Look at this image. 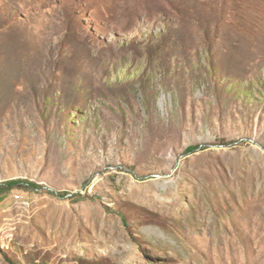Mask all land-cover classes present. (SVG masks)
Returning <instances> with one entry per match:
<instances>
[{"label":"rangeland","instance_id":"obj_1","mask_svg":"<svg viewBox=\"0 0 264 264\" xmlns=\"http://www.w3.org/2000/svg\"><path fill=\"white\" fill-rule=\"evenodd\" d=\"M0 264H264V0H0Z\"/></svg>","mask_w":264,"mask_h":264},{"label":"trees","instance_id":"obj_2","mask_svg":"<svg viewBox=\"0 0 264 264\" xmlns=\"http://www.w3.org/2000/svg\"><path fill=\"white\" fill-rule=\"evenodd\" d=\"M13 183H19V182H15V181L5 182L4 185H12ZM28 185H32V184L28 183Z\"/></svg>","mask_w":264,"mask_h":264},{"label":"water","instance_id":"obj_3","mask_svg":"<svg viewBox=\"0 0 264 264\" xmlns=\"http://www.w3.org/2000/svg\"><path fill=\"white\" fill-rule=\"evenodd\" d=\"M51 191L53 190V189H50Z\"/></svg>","mask_w":264,"mask_h":264}]
</instances>
